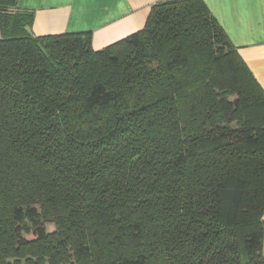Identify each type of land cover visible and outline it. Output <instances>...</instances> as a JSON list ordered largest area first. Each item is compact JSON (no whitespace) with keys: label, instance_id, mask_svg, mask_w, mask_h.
I'll return each instance as SVG.
<instances>
[{"label":"trees","instance_id":"1","mask_svg":"<svg viewBox=\"0 0 264 264\" xmlns=\"http://www.w3.org/2000/svg\"><path fill=\"white\" fill-rule=\"evenodd\" d=\"M34 16L0 0V264H264V87L206 2L102 49Z\"/></svg>","mask_w":264,"mask_h":264},{"label":"crops","instance_id":"2","mask_svg":"<svg viewBox=\"0 0 264 264\" xmlns=\"http://www.w3.org/2000/svg\"><path fill=\"white\" fill-rule=\"evenodd\" d=\"M158 1L18 0V6L34 11L36 35L89 31L93 48L102 49L140 30ZM204 1L264 87V0Z\"/></svg>","mask_w":264,"mask_h":264},{"label":"rangeland","instance_id":"3","mask_svg":"<svg viewBox=\"0 0 264 264\" xmlns=\"http://www.w3.org/2000/svg\"><path fill=\"white\" fill-rule=\"evenodd\" d=\"M117 42V41H116ZM113 44V43H112ZM111 45V44H110ZM49 229L52 231L54 229V226L52 224L49 225Z\"/></svg>","mask_w":264,"mask_h":264}]
</instances>
